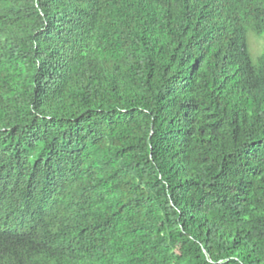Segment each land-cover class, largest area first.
I'll use <instances>...</instances> for the list:
<instances>
[{
	"label": "trees",
	"instance_id": "trees-1",
	"mask_svg": "<svg viewBox=\"0 0 264 264\" xmlns=\"http://www.w3.org/2000/svg\"><path fill=\"white\" fill-rule=\"evenodd\" d=\"M251 35L264 0H0V223L42 221L0 246L26 264H264Z\"/></svg>",
	"mask_w": 264,
	"mask_h": 264
},
{
	"label": "clouds",
	"instance_id": "clouds-1",
	"mask_svg": "<svg viewBox=\"0 0 264 264\" xmlns=\"http://www.w3.org/2000/svg\"><path fill=\"white\" fill-rule=\"evenodd\" d=\"M42 223L41 222H35V221H23L19 218H11L9 220H6L5 222L0 223V239L9 242L11 241V235L10 231L12 228H14L17 225L25 224L29 228H33L37 224ZM30 232H22L21 237L23 240H29ZM57 236L55 237V240L53 242V248H55V242H56ZM19 243V242H14ZM19 245V244H17ZM28 261V257L26 253L23 252V250L20 247H3L0 246V264H26Z\"/></svg>",
	"mask_w": 264,
	"mask_h": 264
},
{
	"label": "rangeland",
	"instance_id": "rangeland-1",
	"mask_svg": "<svg viewBox=\"0 0 264 264\" xmlns=\"http://www.w3.org/2000/svg\"><path fill=\"white\" fill-rule=\"evenodd\" d=\"M250 46L255 53H260V50L264 47V37H259L257 35L250 36ZM260 55V54H259ZM255 56H258L255 54Z\"/></svg>",
	"mask_w": 264,
	"mask_h": 264
}]
</instances>
